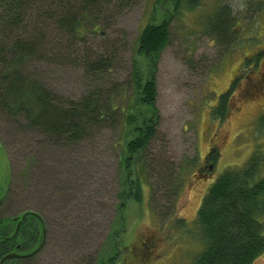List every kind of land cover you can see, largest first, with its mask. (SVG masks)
<instances>
[{
	"label": "rangeland",
	"instance_id": "obj_1",
	"mask_svg": "<svg viewBox=\"0 0 264 264\" xmlns=\"http://www.w3.org/2000/svg\"><path fill=\"white\" fill-rule=\"evenodd\" d=\"M194 1V8L183 1L181 14L173 16L170 42L154 67L159 134L150 151L179 173L175 196L167 188L159 196L162 212L157 214L152 201V179L142 181L140 201L136 187L124 182L123 121L78 142H57L22 117L0 113V150L8 172L0 196L11 173L15 211H36L47 228V246L35 264H192L204 249L198 213L209 187L256 152L264 174V0ZM174 2L138 0L102 15L106 35L87 37L92 51L112 55L109 71L39 60L27 61L22 70L65 98L78 100L98 88L117 91L127 110L134 104L135 64L143 81L149 77V59L138 53L140 33L155 10L160 20L171 16ZM222 5H229L234 18L236 35L229 44L209 27ZM233 80L237 85L228 91L222 118L216 114L219 97ZM213 151L216 157L208 158ZM129 169L138 183L135 162ZM254 264H264V255Z\"/></svg>",
	"mask_w": 264,
	"mask_h": 264
},
{
	"label": "trees",
	"instance_id": "obj_2",
	"mask_svg": "<svg viewBox=\"0 0 264 264\" xmlns=\"http://www.w3.org/2000/svg\"><path fill=\"white\" fill-rule=\"evenodd\" d=\"M137 1L0 0V113L22 117L29 128L57 142H78L103 129H114L123 121L128 129L122 143L128 154L124 182L130 189L136 187L135 198L140 201L142 181L152 179V201L158 214L162 212L160 194L167 188V194L171 198L175 196L179 173L168 159H157L150 151L159 134L154 67L170 42L173 16L181 14L185 0H175L172 15L165 14L161 20L155 17V10L151 23L145 24L140 33L138 53L147 56L150 67L149 77L143 81L135 64L133 102L137 106L134 109L131 108L134 104H128L124 110L117 91L103 88L94 89L78 100L65 98L35 80L30 81L22 70L29 60L83 66L90 73L111 70L112 55L107 57L92 51L87 34L106 35L102 15L112 8L131 7ZM188 1L194 8L195 1ZM232 18L229 5H222L209 19L210 30L223 43H232L236 35ZM255 58L257 62L258 56ZM236 85L233 80L228 91ZM228 91L220 94L216 112L222 118L226 115ZM138 106H145L149 111L139 112ZM130 133L134 135L131 139ZM216 153L213 151L210 157L214 159ZM133 162L138 183L129 169ZM262 163V155L256 152L243 167L226 170L209 187L198 213L204 249L192 264H254L264 255Z\"/></svg>",
	"mask_w": 264,
	"mask_h": 264
},
{
	"label": "flooded vegetation",
	"instance_id": "obj_3",
	"mask_svg": "<svg viewBox=\"0 0 264 264\" xmlns=\"http://www.w3.org/2000/svg\"><path fill=\"white\" fill-rule=\"evenodd\" d=\"M230 87L231 84L225 91ZM7 176L4 154L0 150V191ZM10 180L11 173L7 187L0 196V264H35L37 255L46 249L47 228L36 211H15L14 189Z\"/></svg>",
	"mask_w": 264,
	"mask_h": 264
},
{
	"label": "water",
	"instance_id": "obj_4",
	"mask_svg": "<svg viewBox=\"0 0 264 264\" xmlns=\"http://www.w3.org/2000/svg\"><path fill=\"white\" fill-rule=\"evenodd\" d=\"M40 248V247H39Z\"/></svg>",
	"mask_w": 264,
	"mask_h": 264
}]
</instances>
